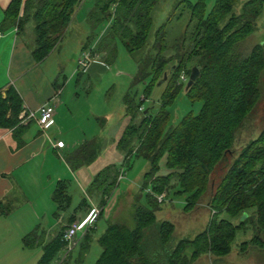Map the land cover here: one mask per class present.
I'll return each instance as SVG.
<instances>
[{
  "label": "trees",
  "instance_id": "1",
  "mask_svg": "<svg viewBox=\"0 0 264 264\" xmlns=\"http://www.w3.org/2000/svg\"><path fill=\"white\" fill-rule=\"evenodd\" d=\"M161 1L96 0L93 10L97 14L91 15L99 17L97 22L111 21L109 33L118 39L127 54L132 55L144 50L152 27V13ZM237 1L213 0L206 13L205 0H197L194 4L183 1L190 14L189 23L194 24L190 36L191 52H184L183 42L182 49L178 46L173 50L174 55L166 57L163 26L155 34L149 56L139 62L130 88L143 84L142 99L137 102L136 95L130 90L124 95L122 105L128 124L117 142V149L123 153V165L128 169L132 156L148 163V172L143 175L140 186V192L146 193L144 206L139 204L140 196H134L129 217L121 214L119 218L109 219L97 240L101 254L95 264H193L206 255L213 259L226 258L235 234L243 233L246 224L251 227L252 237L233 247H237L240 254L250 252L264 256V129L253 140L241 145L236 154L231 151L237 133L263 96L260 78L264 74V40L247 54L240 53L239 44L255 30L264 0H246L236 11ZM80 2L26 0L22 4V0H12L4 12L0 33L14 28L15 34L21 36L31 21L34 38L31 56L39 63L61 42ZM261 28L264 33V23ZM186 62L190 69L195 67L199 71V77L188 90L185 88L184 95L189 103H200L201 107L196 115L189 113L176 126L170 127L168 109L184 86H177L179 77L181 73L189 77L191 71L187 70ZM164 74H167V80L162 87L158 109L153 112V106H150L145 110L143 103ZM22 108V101L12 87L0 94V130L11 131L18 147L23 145L21 137L25 131L35 125L32 120L21 125L25 120L20 117ZM94 147H97L95 141L84 143L68 162L73 166L91 164L97 153ZM87 154H90L88 158L84 157ZM162 159L169 173L157 176ZM111 171L99 173L92 187L100 179L104 181L106 174H111L112 178L107 187H117L122 174L118 170ZM209 184L213 188L207 207L211 212L210 221L193 240L174 243L171 239L173 225L156 222L155 215L164 202L158 203L157 198L175 188V195L183 198L182 211L189 213ZM103 197L104 206L105 192ZM52 199L61 211V203L68 199L63 183L57 184ZM10 211L9 204L0 203V218ZM102 213L103 208L98 218ZM219 214L237 220L236 225L228 220H215ZM93 228L79 241L81 253L88 247ZM64 231L62 229L44 246L40 264H48L64 248ZM26 240L24 238L23 243Z\"/></svg>",
  "mask_w": 264,
  "mask_h": 264
},
{
  "label": "rangeland",
  "instance_id": "2",
  "mask_svg": "<svg viewBox=\"0 0 264 264\" xmlns=\"http://www.w3.org/2000/svg\"><path fill=\"white\" fill-rule=\"evenodd\" d=\"M183 1L194 4L197 0H163L158 3L152 13V27L144 50L129 55L125 52L118 39L109 33L111 21L102 20L97 22L99 17L92 16L95 13L97 14V11L93 10L96 0H83L61 42L41 67L42 73L49 77L51 83L56 80L60 90H64L62 100L66 101V105L62 109L65 112L67 110L72 112L75 120V122L71 120H68V122L80 125V127H76V131L71 135H74L75 139L78 140H83L82 138L91 140L95 137L98 139V141H95L97 147H94V151L97 148V153L91 164L73 166L70 165L67 158L61 159L62 163L64 161L68 168L74 172L73 177L68 176L62 180L63 184H66V189H68V194L72 199L70 211H74L84 198L88 201V197L93 198L104 192L108 197V201L103 207L102 217L89 234L90 241L87 249L82 253L79 248L69 254L64 251L58 252L48 264H95L101 254L97 240L105 231L107 223L110 222L108 216L112 208L116 205L118 206L115 217L119 218L121 214H123V217H129L131 214L130 208L134 203V196H140L139 204L144 206V195L146 193L140 192V186L143 175L148 172V163L141 158L132 156L128 169L123 165V153L117 149V142L128 124L122 99L129 90L136 95L137 102L142 99L144 85L139 84L130 88L131 81L138 71L141 59L149 56V47L153 44L155 34L161 27L165 26L163 32L166 34V57L174 55L173 50L178 46L182 49L183 42L184 52H191L193 45H191L190 36L193 33L194 24L189 23L190 14ZM244 1L246 0L237 1L236 11H238ZM212 3L213 0H205V13L208 12ZM90 11L94 14L87 16ZM110 13L112 14V11ZM169 18L171 20L168 22ZM263 23L264 4L260 16L255 21V30L239 44L241 54H247L253 46L264 40V33L261 28ZM32 28L33 24L29 21L21 35L24 43L31 46L33 38ZM96 45L98 49L91 54V61L95 63L97 61V64H90L89 70L83 73L81 69L78 70L77 63L82 59L83 53L90 54L92 52L91 49ZM105 46L110 49L103 51ZM112 50L114 51L113 54L110 53ZM186 65L187 70H189L190 64L186 62ZM193 68L195 67H191V69ZM71 76H74V78L72 79ZM261 76L260 83L262 86L260 85V90L262 89L261 93L263 96L257 102L251 117L237 133L231 150L233 154L239 151L241 145L243 146L253 140L264 129V74ZM64 78L69 84L66 81L63 85L62 81ZM1 82H5L2 76H0ZM164 83L158 86V82L153 88L149 99L142 105L145 110L153 106V112H156L158 101L163 92L162 87L165 86ZM186 85L187 83L182 87L173 105L168 109L170 112V127L176 126L187 114L196 115L200 110V103L191 104L185 98ZM35 129L34 127L33 130ZM82 135L85 137H82ZM63 142L70 149H74L77 146L76 151H78L84 143L91 141ZM89 155L87 154L84 157L88 158ZM228 160L230 162L231 159L228 158ZM107 167L121 172L122 180H120L118 186L115 188L107 187L112 182V178L111 174H106L104 181L100 179L92 187L95 177L106 170ZM79 168H83L82 172L77 171ZM54 173L55 170L53 171ZM168 173L164 167V159H162L159 163L157 176H165ZM39 182L40 185L37 186L36 193L43 188L41 179H39ZM174 184L175 182L173 181L172 186ZM212 190L213 188L209 184L197 206L189 213L182 211L183 198L175 195V188L170 189L167 192L168 194L164 195V202L159 206V211L155 215L156 222L164 221L173 225L174 231L171 239L174 243L180 240H193L195 236L204 231L211 218V212L207 207ZM28 199L29 196H27ZM37 203L35 206L27 202L20 205L16 204L10 213L1 220V264H40L45 253L44 246L50 242L52 236L58 230L57 220L53 216L61 212L53 204H45L44 207L41 203V208L44 209H39ZM70 211L60 215H68ZM214 218L217 221L228 220L233 225L237 223V220L226 219L223 214L216 215ZM50 234H52L51 238L49 237ZM251 237V227L246 224L243 233L239 231L235 234L233 245L226 258L213 259L206 255L200 257L193 264H264V256H258L250 252L240 254L238 248L233 247L248 242ZM24 238H27L25 243H23ZM262 252L264 254V250ZM186 255H189V252Z\"/></svg>",
  "mask_w": 264,
  "mask_h": 264
},
{
  "label": "crops",
  "instance_id": "3",
  "mask_svg": "<svg viewBox=\"0 0 264 264\" xmlns=\"http://www.w3.org/2000/svg\"><path fill=\"white\" fill-rule=\"evenodd\" d=\"M11 1L12 0H0V26L4 18V12ZM25 1L26 0H22V4ZM82 3L83 0H81L77 9ZM77 9L74 11V14ZM91 14L92 11H90L87 16ZM1 34L0 76L4 77L5 82L0 83V94L3 95L9 87L15 90L23 104V112L20 117H22L23 114L37 115L38 110L48 103L54 105L55 114L51 123L42 131L39 130L36 125L30 126L21 137L23 145L19 147L13 139L11 131L0 130V203L5 205L9 204L11 209H13V206L16 204L20 205L27 202L35 206L36 202H38L39 209H44L41 208V203L44 207L45 204H53L58 209V206L52 199L57 184L60 182L63 183V178L68 176L73 177L74 173L68 168L64 161L62 163L61 159H68L77 148L76 146L74 149H70L63 141H98V139L95 137L91 140H88L89 138L78 140L75 139L74 135H71L76 131V127L78 128L80 125H77V123L70 124L68 122V120L72 122H75V120L72 112L69 110L65 112L62 109L66 105V101L62 100L64 90H60L56 80L51 83L49 77L41 71V67L49 56L39 63L33 60L31 54L34 49V38L31 40V46L25 44L21 36L15 34L14 28L5 29ZM97 49L98 47L96 45L91 49L92 52L90 55ZM107 49L110 48L107 47ZM95 64H97V61ZM91 68L90 70H92ZM71 77L72 79L74 78V76ZM66 81L67 80L64 78L62 81L63 85ZM27 123V120L21 121V125L23 126ZM33 126L36 128L35 130H33ZM80 130L82 129L80 128ZM82 137L85 136L82 135ZM56 144H61L62 148H54ZM83 168H79L77 171L82 172ZM110 168L111 167H107V169ZM54 170L55 173L53 174ZM111 172H115V169L113 168ZM91 177L93 178V176ZM39 179H41L43 188L41 189L42 192L39 190L36 193L37 186L40 185ZM118 184L119 181L117 186ZM64 185L66 189L67 186L65 183ZM66 194L68 199H65L60 206V212L63 214L70 211L72 206V199L68 194V189H66ZM99 194L101 196L99 195L93 198L88 197V201H86L85 198L81 200L77 208L74 211H70L68 215H60L61 213L58 215L55 214L53 218L57 220L58 230L54 236H52V234L49 235L50 238L52 236L50 242L62 231V229H66L71 222L82 221L93 209L102 210L104 207L102 204L104 197L102 193ZM27 196H29L28 200ZM40 196L42 197L40 198ZM106 199V201H108V197ZM117 210L118 206L116 205L112 208L111 213H109L108 219L114 218ZM101 217L96 220L94 228ZM4 218H0V222ZM77 248H79V246ZM61 251L63 252L64 248Z\"/></svg>",
  "mask_w": 264,
  "mask_h": 264
},
{
  "label": "built area",
  "instance_id": "4",
  "mask_svg": "<svg viewBox=\"0 0 264 264\" xmlns=\"http://www.w3.org/2000/svg\"><path fill=\"white\" fill-rule=\"evenodd\" d=\"M1 37L2 34L0 33V38ZM94 63L95 62L91 61L90 54L83 53L82 59L77 63L78 70L81 69L83 73H86L90 64H94ZM186 83H187V77L185 76V74H181L177 86L185 85ZM54 114H55L54 105L52 103H48L38 110L37 115L24 114V116L22 117H25V120L27 121H31V120L34 121L38 129L42 131L51 123ZM54 148H62V145L56 144L54 145ZM118 180L119 181L122 180V175L119 176ZM163 198L164 195L159 196L157 198L158 203L162 202L164 200ZM100 213L101 210L93 209L82 221L74 222L66 227L62 235V241L65 244L64 252L66 254L71 253L73 250H75L78 247L80 239L85 235V233L88 230H90L94 226Z\"/></svg>",
  "mask_w": 264,
  "mask_h": 264
},
{
  "label": "water",
  "instance_id": "5",
  "mask_svg": "<svg viewBox=\"0 0 264 264\" xmlns=\"http://www.w3.org/2000/svg\"><path fill=\"white\" fill-rule=\"evenodd\" d=\"M173 71V69H171L170 73ZM199 77V71L196 68L191 69L190 71V75L188 77L187 80V85H186V90H188L198 79ZM167 80V74L163 75V79L161 81H159L158 86H161L164 82H166ZM24 116V114H23ZM244 219V216L241 217V221Z\"/></svg>",
  "mask_w": 264,
  "mask_h": 264
}]
</instances>
